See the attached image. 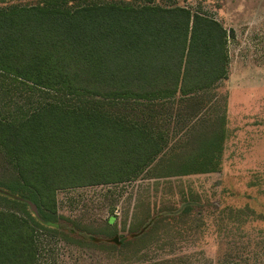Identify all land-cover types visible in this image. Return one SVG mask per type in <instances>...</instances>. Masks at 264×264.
<instances>
[{"label": "trees", "instance_id": "trees-1", "mask_svg": "<svg viewBox=\"0 0 264 264\" xmlns=\"http://www.w3.org/2000/svg\"><path fill=\"white\" fill-rule=\"evenodd\" d=\"M234 35L213 16L153 0L0 7V264H39L41 233L124 255L161 228L192 220L197 198L148 202L128 234L110 228L114 216L96 232L60 214L57 193L149 170L164 147L151 125L162 113L154 103L185 102L194 105L187 115L200 114L204 91L227 77ZM211 138L166 165L176 173L165 176L219 171L223 132Z\"/></svg>", "mask_w": 264, "mask_h": 264}, {"label": "rangeland", "instance_id": "rangeland-1", "mask_svg": "<svg viewBox=\"0 0 264 264\" xmlns=\"http://www.w3.org/2000/svg\"><path fill=\"white\" fill-rule=\"evenodd\" d=\"M37 1L0 0V7ZM119 1L142 4L147 0ZM153 3L186 6L233 29L227 77L204 91L201 113L196 116L186 114L193 104L156 101L154 110L162 113L150 118L156 124L151 125L163 136L164 147L154 165L130 181L60 190L58 212L96 232L114 216L110 228L126 235L138 223L143 203L154 207L197 198L201 206L193 209L187 224L161 228L138 251L124 255L93 245L89 239L78 242L41 233L39 264H264V0ZM142 115L125 114L135 121H141ZM222 132L219 171L165 176L176 173L166 166L171 161H183L184 155L201 151L199 144L210 145L211 137L218 141ZM178 152L182 158L174 156ZM182 227H186L183 233H177Z\"/></svg>", "mask_w": 264, "mask_h": 264}, {"label": "water", "instance_id": "water-1", "mask_svg": "<svg viewBox=\"0 0 264 264\" xmlns=\"http://www.w3.org/2000/svg\"><path fill=\"white\" fill-rule=\"evenodd\" d=\"M30 205H31L33 211H34V212H37V207H36V205H35L33 202H30Z\"/></svg>", "mask_w": 264, "mask_h": 264}]
</instances>
